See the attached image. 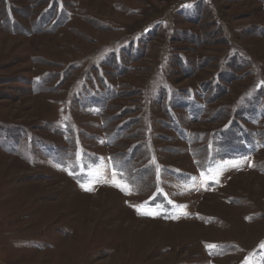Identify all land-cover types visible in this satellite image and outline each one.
<instances>
[{"label": "rangeland", "instance_id": "374dc122", "mask_svg": "<svg viewBox=\"0 0 264 264\" xmlns=\"http://www.w3.org/2000/svg\"><path fill=\"white\" fill-rule=\"evenodd\" d=\"M0 264H264V0H0Z\"/></svg>", "mask_w": 264, "mask_h": 264}, {"label": "snow or ice", "instance_id": "6c2138e0", "mask_svg": "<svg viewBox=\"0 0 264 264\" xmlns=\"http://www.w3.org/2000/svg\"><path fill=\"white\" fill-rule=\"evenodd\" d=\"M122 191L124 190L123 188L121 189ZM139 211V209H137Z\"/></svg>", "mask_w": 264, "mask_h": 264}]
</instances>
